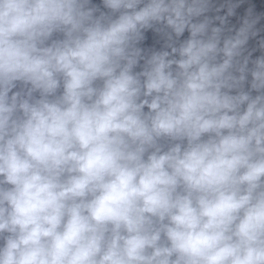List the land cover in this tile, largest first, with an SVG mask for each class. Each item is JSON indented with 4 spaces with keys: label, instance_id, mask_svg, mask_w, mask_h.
I'll return each instance as SVG.
<instances>
[{
    "label": "clouds",
    "instance_id": "1",
    "mask_svg": "<svg viewBox=\"0 0 264 264\" xmlns=\"http://www.w3.org/2000/svg\"><path fill=\"white\" fill-rule=\"evenodd\" d=\"M0 264H264L254 0H0Z\"/></svg>",
    "mask_w": 264,
    "mask_h": 264
}]
</instances>
